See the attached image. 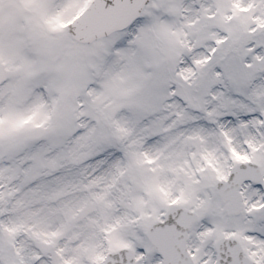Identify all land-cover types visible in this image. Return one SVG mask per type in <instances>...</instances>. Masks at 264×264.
<instances>
[{
	"label": "snow or ice",
	"instance_id": "6c2138e0",
	"mask_svg": "<svg viewBox=\"0 0 264 264\" xmlns=\"http://www.w3.org/2000/svg\"><path fill=\"white\" fill-rule=\"evenodd\" d=\"M18 3L0 264H264V0Z\"/></svg>",
	"mask_w": 264,
	"mask_h": 264
},
{
	"label": "rangeland",
	"instance_id": "374dc122",
	"mask_svg": "<svg viewBox=\"0 0 264 264\" xmlns=\"http://www.w3.org/2000/svg\"><path fill=\"white\" fill-rule=\"evenodd\" d=\"M0 4L2 6L0 18H8L16 23L21 14V4L18 3V0H0ZM16 38L19 39V37Z\"/></svg>",
	"mask_w": 264,
	"mask_h": 264
}]
</instances>
